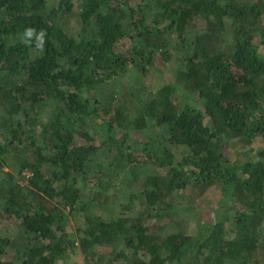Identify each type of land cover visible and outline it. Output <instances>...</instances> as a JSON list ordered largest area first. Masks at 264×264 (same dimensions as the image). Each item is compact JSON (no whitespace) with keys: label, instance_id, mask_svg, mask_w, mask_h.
<instances>
[{"label":"trees","instance_id":"obj_1","mask_svg":"<svg viewBox=\"0 0 264 264\" xmlns=\"http://www.w3.org/2000/svg\"><path fill=\"white\" fill-rule=\"evenodd\" d=\"M75 3L84 30L69 34L46 0H0V168L11 156L26 179L1 196L22 233L0 235V264H67L77 246L88 264H118L119 248L127 264H264V0H58ZM27 27L46 30L42 52ZM153 68L168 74L158 89ZM130 70L133 87L96 107L88 90ZM155 126L181 160L149 148ZM129 162L156 166L138 215H83L76 241L68 216L105 207L100 189Z\"/></svg>","mask_w":264,"mask_h":264},{"label":"rangeland","instance_id":"obj_2","mask_svg":"<svg viewBox=\"0 0 264 264\" xmlns=\"http://www.w3.org/2000/svg\"><path fill=\"white\" fill-rule=\"evenodd\" d=\"M47 1V11L53 10V8L57 11V19L60 22L61 27L68 32L69 34H76L77 32L82 33L84 30V27L80 25L79 22V15H78V7L77 3L74 4V7L70 12H66L63 8H59L58 0H46ZM124 50L126 48V45L124 46H119V49ZM35 51V49H34ZM153 74L151 75V86L153 89H158L162 87L167 81H168V74L163 71L162 69L158 70V68H153ZM171 70V67L167 68ZM135 76V70H130L127 73L124 74L119 79L113 80V81H108L106 82V86H103L100 90L95 89V90H88V97L90 100L94 101L96 104V107L102 104V98L107 95L111 89L115 90H121L123 88H131L133 87V83L136 82V80L133 81V78ZM103 90V91H102ZM138 98L145 99L146 98V93L140 94ZM94 104V105H95ZM51 106H47V111H50ZM87 129L90 132V135H92L94 138H101L102 136V129L103 127L97 120H93V123L89 124ZM151 134H152V139L151 142L154 144V141L156 146H149L151 150H154V147H158L161 150L163 149L164 151H170L172 155L174 156V160L179 161L182 159L183 156L186 155L185 149L180 146V145H173L170 144L168 141L167 136L164 133L163 127H152L151 128ZM130 142V141H129ZM127 142V144L129 143ZM130 145H135L139 144V140L134 139L133 142L129 143ZM126 147V146H125ZM130 150H132L130 148ZM138 148H136V151ZM133 151V150H132ZM102 154L105 156L106 151H101ZM114 159H111V162H114ZM13 160L11 161V156L7 163L2 164L0 168V235L1 236H6L10 238H14L18 240L20 237L19 235L22 233L20 228V222H16L17 220L13 219L11 220V217H9L6 213L2 212V199L1 196L5 194L4 190L6 187V184L11 181V180H16L21 184L26 183V179H21V177L18 174V169L17 167L14 166ZM124 169L118 173L117 177H115V181H112V184H109V186L104 189L101 188L100 191H103L104 193L106 192L109 201H105L98 204L105 205V207H93L90 208L88 206H80L76 211L75 215L77 217H74L72 215L68 216V220L66 223V228L69 234L76 240L83 236L82 230L83 227L85 226V222L82 218L83 215H97L102 218H106L109 212V209L114 210V212H119L120 210L123 212V214L128 215V216H137L138 212L141 208L142 205V198H144L143 193L141 194V189L139 187V181L143 177V174L145 171L149 169H154L156 166L153 165V163H146V162H141V163H134V162H129L125 163ZM95 167V166H93ZM97 170V168H93V175L94 172ZM165 169H161V172ZM28 175V174H26ZM137 178V179H136ZM90 187H88L89 189ZM98 189L96 188V185L94 188L91 190ZM96 192V191H94ZM93 192V193H94ZM89 193V192H88ZM95 195V194H94ZM90 197L88 195L84 199H89ZM97 198V197H96ZM213 197L209 199L208 201L206 198L199 200L200 206L198 207L196 205L195 211H201L204 212L207 208V204L211 203L213 201ZM206 203V204H204ZM121 205H130L129 209L127 211H123L121 208ZM108 208V209H107ZM196 213L194 211L189 212V231L195 232L198 228V221L196 217ZM107 219V218H106ZM20 240V239H19ZM77 245V244H76ZM100 250H105V248H100ZM99 249L97 251L100 252ZM130 253L129 250L125 251L122 248H119L117 251L118 254V264H127L128 261L124 262V257L125 255H128ZM121 261V262H120ZM67 264H88V262L84 259L83 254L80 250V248L77 246L75 250L69 255L68 262Z\"/></svg>","mask_w":264,"mask_h":264},{"label":"clouds","instance_id":"obj_3","mask_svg":"<svg viewBox=\"0 0 264 264\" xmlns=\"http://www.w3.org/2000/svg\"><path fill=\"white\" fill-rule=\"evenodd\" d=\"M46 36V30L41 29L39 32L33 27L25 28L23 32V42L25 44H29L33 38L36 41V48H38L41 52L43 51L44 47V39Z\"/></svg>","mask_w":264,"mask_h":264},{"label":"built area","instance_id":"obj_4","mask_svg":"<svg viewBox=\"0 0 264 264\" xmlns=\"http://www.w3.org/2000/svg\"><path fill=\"white\" fill-rule=\"evenodd\" d=\"M91 264H100V263H91Z\"/></svg>","mask_w":264,"mask_h":264}]
</instances>
